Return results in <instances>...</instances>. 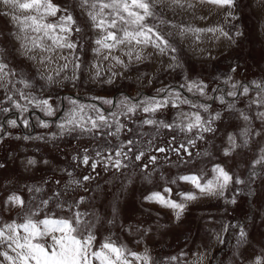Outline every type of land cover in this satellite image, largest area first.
<instances>
[{"label":"rangeland","instance_id":"1","mask_svg":"<svg viewBox=\"0 0 264 264\" xmlns=\"http://www.w3.org/2000/svg\"><path fill=\"white\" fill-rule=\"evenodd\" d=\"M53 2L72 13L81 31L72 33L71 38L78 45L75 53L58 50L51 63H40V57L51 55L49 53L38 49L26 53L15 36L18 27L8 16L0 15V58L17 73L14 82L25 79L31 84L29 88L20 83H16L14 89L0 88V165H3L0 167V225L22 222L28 210L60 192L62 195L52 198L48 207L34 219L44 218L45 213L56 217L71 215L67 206L83 197V203L74 210L84 213V219L93 224L97 246L110 238L131 251L147 250L152 264H264V166H254L264 149V119L259 116L264 112V105L253 102L264 100V0H236L231 9L192 0L196 5L193 9L166 10V19L197 28H222L231 39L219 32L188 33L181 37L176 34L178 29L162 26L164 32L173 33L169 39L177 51L160 54L148 47L144 49L147 58L142 61L134 58L129 61L123 51H115L113 55L123 59V65L111 58L105 60L103 54L93 51L97 47L94 40L98 33L79 7V0ZM228 12L235 18L228 16ZM32 55L37 59L28 58ZM60 55L67 56V61L59 59ZM77 57L78 69L74 67ZM65 63L68 67L62 69ZM48 76L52 77L50 81ZM73 76L78 78L73 79ZM109 79L111 83H107ZM191 81L206 84L205 95L195 89L188 91ZM233 84L237 85L235 89ZM243 87L249 88L248 93H243ZM16 89L22 90L28 98H21ZM160 89L165 91L158 94ZM231 91L237 95H227ZM8 95H12L13 100H8ZM177 95L191 104H181L176 100ZM126 97L132 103L151 97L168 98L175 100L178 106L170 102L155 114L137 110L125 116L120 101ZM44 99L49 100L54 110L51 116L39 103ZM14 101L27 111L17 109ZM93 105L108 117L112 128L101 129L103 136L81 132L79 128L72 132L64 130L61 134L59 125L70 118L74 109L84 107L82 113L77 112L78 117L95 116ZM200 105H206L207 111ZM4 108L9 111H3ZM196 112L205 121L220 113V118L212 121L214 131L187 132L176 127L142 124L145 119H155L175 125L183 120L182 114L194 118L192 114ZM111 113H117L115 119L126 126L116 137L107 135L115 131ZM241 113L249 120L245 121ZM25 119L28 126L23 123ZM10 120H16V126L10 125ZM42 121L48 126H42ZM69 127L71 125L65 124V129ZM245 129L249 130L248 145L225 155V149L230 148L229 135L243 145ZM257 132L260 134L256 135ZM129 139L136 141L131 146L134 152H145L141 161L133 160L121 171L105 170L101 163L95 179L81 187L70 184L73 178L93 174L80 159L74 160V156L82 157L87 148L88 155L100 159L96 151L112 148L114 153ZM188 140H194V145L188 144ZM180 144L186 145L191 156L181 150L178 157L171 151ZM158 147L168 151L159 153ZM151 155L157 156L154 164L148 160ZM29 160L35 163L29 164ZM216 165L245 183L233 182L223 196L199 195L198 199L187 202L179 220L174 210L146 199L160 192L180 202L179 193L197 190L177 178L196 174L206 181L214 177ZM174 180L176 183L172 182ZM166 188L171 192L166 193ZM12 194L24 199V209L5 203ZM233 198L234 204L230 202ZM58 203L65 207H57ZM225 226L227 231H224ZM234 226H243L247 234L239 243V228Z\"/></svg>","mask_w":264,"mask_h":264},{"label":"snow or ice","instance_id":"2","mask_svg":"<svg viewBox=\"0 0 264 264\" xmlns=\"http://www.w3.org/2000/svg\"><path fill=\"white\" fill-rule=\"evenodd\" d=\"M200 4L214 5L221 8H234L236 0H198ZM195 4L192 0H79V7L87 15L91 21V26L98 33L94 40L96 48L93 49L98 55L103 54V59L109 58L116 61V63L123 65L125 62L119 56L113 55L115 51H123V54L128 57L129 61L133 58L136 61H142L147 57L144 55V49L151 47L157 50L160 54H166L167 52H176V47L170 42L169 37L173 35L171 31L164 32L162 26H168L172 29H178L177 35L183 37L185 34L193 33L200 34L204 32L217 33L231 39L228 32H225L222 28H197L190 25H184L177 23L171 19H166L164 13L166 10L175 11L180 9L186 11L195 8ZM63 13V14H60ZM0 15L8 16L11 22L18 27V32L15 34L16 39L21 41V47L25 49V52H35L37 49L43 53H49L51 55H45L40 57V63H51L53 56L58 50L68 49L71 54L75 53L78 45L72 37V33H79L80 27L76 26V20L72 13L68 9H62L53 0H0ZM228 16L235 18L232 12L227 13ZM204 17H201L203 19ZM157 21L155 24L150 21ZM237 35L241 33L237 32ZM126 50V51H125ZM106 53V54H104ZM29 59H37L36 55L28 57ZM59 59L66 60L67 56L60 55ZM173 60L176 58L173 56ZM79 58L74 64L75 68H79ZM68 64L62 65V69H66ZM235 71V69H233ZM17 73L14 72L6 63L3 58H0V88L10 89L15 88L16 83H20L24 88L31 87V84L25 80L20 79L18 81L13 80ZM100 75L99 71L96 73ZM115 75V73L113 74ZM78 77L73 76V79ZM47 79L50 81L51 76ZM109 79L107 83H111ZM207 85L203 82L191 81L188 84V91L195 89L201 95H205ZM232 87L235 89L236 84ZM259 88L260 85H257ZM243 93H248L249 88L243 87ZM264 90V89H262ZM164 89L158 90L164 92ZM16 92L21 98L27 99L24 92L20 89H16ZM229 96H236L235 91L228 92ZM8 100H13L12 95L6 97ZM176 100H179L181 104H191V101L187 99H181L179 95L176 96ZM104 103L112 104L110 100H104ZM173 106H178L175 100L165 98L159 100L156 97H151L146 101L140 103H132L127 97L120 101V107L122 114L128 116L129 114H135L137 110L143 113L155 114L157 111L168 106L169 103ZM223 103V97H221ZM259 105H264V100L253 101ZM44 106V110L47 115L54 114V110L49 104L48 99H44L39 102ZM73 104L76 101H72ZM14 106L22 111H27L25 106L14 101ZM195 106V105H193ZM207 111L206 105H200ZM232 107V105H229ZM95 112V116L88 115L77 116V112L82 113L84 107L80 106L79 109H74L70 118L65 123L59 125L62 129L69 132L75 131L77 128L81 132L95 133L98 136H103L101 129L112 128L113 124L109 123L108 117L105 116L99 108L95 105L92 106ZM3 111H9L8 108H4ZM183 120H188L184 123L172 125L167 124L164 121H156L155 119H145L142 124L145 125H159L164 128H180L181 131L192 132L194 129L200 132H211L214 129L211 127L212 121L220 118V113H216L211 120L205 121L204 118L196 112L192 114L194 118H189L187 114H182ZM113 122L115 124V131H109L108 136L116 137L126 126L119 120L115 119L117 113H111ZM242 118L247 121L249 117L241 113ZM260 118L264 119V112L259 113ZM8 123L12 126H16V120H10ZM25 126H28V120L23 121ZM42 126L47 127L45 122H41ZM65 124L71 125V127L65 129ZM130 131V130H129ZM260 133H256L259 135ZM245 139L243 145L237 144L236 138L233 135H229L228 140L230 142V148L225 149V155H229L231 151H234L238 147L247 146L249 143L248 135L249 130L245 129L243 133ZM26 139L28 137H25ZM199 138H203L200 136ZM175 139V138H173ZM136 141L127 140L120 144L113 153L112 148H103L96 151V157L100 159H93L88 155V149L85 148L82 157L74 156L73 159H80V162L88 166L93 174L83 175L80 179L73 178L70 181L71 185L77 187L83 186L85 182H89L97 175L96 169L98 165L103 163L105 170L115 169L121 171L124 168L129 167V163L134 161H141L145 156L144 151L134 152L131 147ZM151 144V141H149ZM194 140H188V144L194 145ZM127 149V150H125ZM181 150H183L188 156L191 153L188 151L186 145L180 144L178 147L171 148V151L175 152L179 157ZM156 151L159 153H166L168 149L165 147H158ZM108 153V155H105ZM150 163H155L157 156L151 155L148 157ZM127 161L128 163H126ZM29 164H34V160H29ZM255 165L264 166V149H261V155L254 161ZM3 165H0L2 167ZM145 169L147 164L143 166ZM215 173L212 179L204 181L201 175L191 174L179 176L177 179L190 183L197 191L196 192H182L179 193L181 201L173 200L160 192H154L146 199L159 203L163 207L170 208L175 211V217L180 219L181 215L187 207V202L198 199L199 195L205 196H223L224 191L233 182L236 184L245 183L243 180L235 177L225 168L220 165H216L213 168ZM71 176V173H68ZM256 175L255 172L252 173ZM176 183V181H172ZM40 191L39 188L36 189ZM166 193H170L171 189L166 188ZM62 193H53L52 198L58 199ZM45 199L36 205L33 209L28 210L21 218L22 222H11L0 225V264H152V260L147 250L143 253L131 251L126 246L116 243L109 239L104 240L97 246V238L93 232V224L84 219L85 214L78 209L80 204L83 203V197L79 201H75L72 205H68L71 215H65L64 217H56L45 213L44 218L34 219L38 217L43 209L47 208L50 200ZM231 203H236L233 198ZM6 204L16 207L18 209L25 208V201L21 196L12 194L7 197ZM57 207L63 208L64 204H57ZM239 228V240L238 243L246 238V232L243 226H234ZM224 231H227L225 226ZM220 239V237H217ZM221 242H223L221 240ZM170 259L176 260L177 257H171ZM260 264V262H258Z\"/></svg>","mask_w":264,"mask_h":264}]
</instances>
